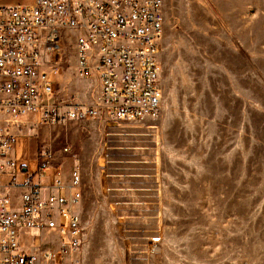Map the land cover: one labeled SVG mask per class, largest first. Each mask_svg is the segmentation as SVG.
I'll return each mask as SVG.
<instances>
[{"label": "rangeland", "instance_id": "rangeland-1", "mask_svg": "<svg viewBox=\"0 0 264 264\" xmlns=\"http://www.w3.org/2000/svg\"><path fill=\"white\" fill-rule=\"evenodd\" d=\"M164 19L158 118L23 138L82 181L80 250L40 264H264V0H164ZM56 58V95L91 104L73 39Z\"/></svg>", "mask_w": 264, "mask_h": 264}, {"label": "built area", "instance_id": "built-area-1", "mask_svg": "<svg viewBox=\"0 0 264 264\" xmlns=\"http://www.w3.org/2000/svg\"><path fill=\"white\" fill-rule=\"evenodd\" d=\"M164 21V0H0V177L10 174L7 187L22 190L17 208L0 193V264L71 257L84 232L78 167L66 178L52 167V150L40 148L29 170L11 156L12 129L158 118ZM66 38L74 41L77 75L97 87L91 104L56 95V56Z\"/></svg>", "mask_w": 264, "mask_h": 264}, {"label": "crops", "instance_id": "crops-1", "mask_svg": "<svg viewBox=\"0 0 264 264\" xmlns=\"http://www.w3.org/2000/svg\"><path fill=\"white\" fill-rule=\"evenodd\" d=\"M5 2L15 3V2H26L29 3L31 0H7ZM97 89V88H96ZM94 95V93H93ZM93 103V96L92 99H89V102ZM34 129L29 130L27 126H23L21 128H13L12 132L16 134V142L14 148L12 150L11 156L14 158L18 163L25 165L28 167L29 170H33L36 166L35 162V152H33V146L31 140L23 139L24 137L31 135ZM54 172V169L51 170ZM10 174H5L0 177V193L6 192L11 199L12 207L17 208L20 203V188H8V183L10 179ZM19 177V181H20Z\"/></svg>", "mask_w": 264, "mask_h": 264}]
</instances>
